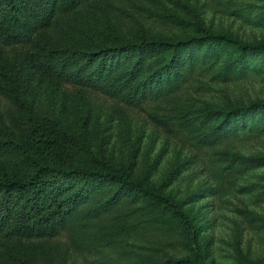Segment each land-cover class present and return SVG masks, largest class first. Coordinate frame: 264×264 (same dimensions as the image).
<instances>
[{"label": "rangeland", "instance_id": "374dc122", "mask_svg": "<svg viewBox=\"0 0 264 264\" xmlns=\"http://www.w3.org/2000/svg\"><path fill=\"white\" fill-rule=\"evenodd\" d=\"M79 1L15 0L29 26L0 41V179L39 165L125 171L182 204L206 264H264V160L252 159L264 156V52L236 65L233 47L199 49L163 75L161 50L142 53V70L130 51L60 58L208 31L264 43V0ZM47 179L32 208L0 190V264H179L193 253L189 232L146 199L123 195L94 214L111 185Z\"/></svg>", "mask_w": 264, "mask_h": 264}, {"label": "trees", "instance_id": "16d2710c", "mask_svg": "<svg viewBox=\"0 0 264 264\" xmlns=\"http://www.w3.org/2000/svg\"><path fill=\"white\" fill-rule=\"evenodd\" d=\"M65 1V6L69 8H74L80 5L79 0ZM28 26L29 23L22 19L21 9L15 0H0V41L7 44L21 41V38L25 36L24 31H27ZM220 45H227L238 51L239 55L235 59L236 65L243 63L244 58H246L245 56L248 53L264 52V43L251 45L243 43L226 33H212L208 31L200 36H189L174 41H142L140 43L127 44L119 47H105L91 53L77 52L64 54L60 58H62L61 63H63V65L71 66L77 64L83 57H87L88 62H92L95 57H108L130 51L131 53H137L134 55L137 57L133 64L138 65L142 70V53L150 49L161 50L162 52L170 53V56H168L165 61L162 60V64L157 67L154 73L156 75H163L167 70H170V68H174L176 71L177 63L181 60L182 53H187L191 57H194L199 49L218 52ZM143 66L146 67V64ZM88 68L89 67H87V70ZM135 68L136 67L134 66L133 69ZM101 71L102 69L100 70L99 68L97 73L101 74ZM258 108H263V105ZM244 111L245 110L241 108L226 111V118L230 119L232 117L240 116ZM252 159L262 161L264 160V156H258ZM47 177L53 178L54 182H57L58 180H61L64 183H68V181H83L84 183L91 181L107 186L111 185L112 193L110 194V197L99 206L97 205L91 208L92 211L95 212L94 214L100 211L103 204L106 202H110L111 206H114L121 201V198L124 197L123 195L131 194L146 199L149 202V209H153L154 211H167V213H170L171 216H173L189 232L191 244L193 246V253L176 260V263L206 264L204 252L199 243L197 227L182 207V204L170 196L152 189L146 186L143 182L132 178L129 173L125 171L81 167L78 165H72L68 169L52 167L49 165H39L27 178H14L6 174L3 179H0V190L9 194H17L18 197L15 198L19 205H22L23 208H32L34 206L33 204L37 203L36 200L40 197L41 192L47 185H51L49 184ZM91 194L92 192L90 193L86 191V195H84L83 199H80L82 201L79 202H76V199H73L74 203H72V207L69 209L67 216L74 215L72 214V211H78L79 204L86 201ZM42 219H48V217H43ZM68 220L69 219L66 217V221ZM33 230V227H29V231ZM37 231H39L42 236L45 234L43 233V229Z\"/></svg>", "mask_w": 264, "mask_h": 264}]
</instances>
